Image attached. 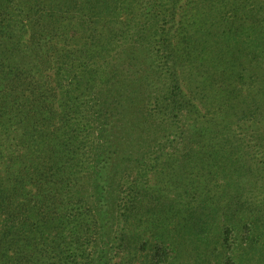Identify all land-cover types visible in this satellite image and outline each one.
I'll use <instances>...</instances> for the list:
<instances>
[{
  "label": "trees",
  "instance_id": "16d2710c",
  "mask_svg": "<svg viewBox=\"0 0 264 264\" xmlns=\"http://www.w3.org/2000/svg\"><path fill=\"white\" fill-rule=\"evenodd\" d=\"M263 1L148 0L145 12L137 21L124 15L119 17L126 5H129L127 0H21L15 6L16 10L5 7L6 4L0 2V42L5 39L2 48L0 43V129L4 136H7L0 144V161L11 162L0 164V173L5 167L7 174L6 177L0 174V191L7 188L16 189L22 183L21 177L29 179L27 183L35 200L28 202V206L36 208L37 211L34 219L19 216L7 202L11 196L0 192V212L13 225H16L17 221L21 224L19 237L10 227L4 230L1 237L4 254L9 255L11 247L19 242L17 256L25 254L28 257L27 262L30 257H35L47 258L48 264H90L95 258V250L91 249L98 244V238L102 236L106 241L111 235V222L108 218L111 215L106 204L97 202L94 207L81 205L80 196L75 195L80 193L79 188L74 187L76 182L73 184L71 180L72 173L75 174V179L83 180L80 175L85 172L88 179V170L91 168L102 172L104 167L100 164H107L110 159L116 161L114 168L117 170L122 161L123 156H113L119 152V148H115L113 154L111 149L105 148L109 145L104 143L107 138L101 134L100 125L104 126L108 122L102 124L99 118L94 117V113L98 114L99 109L93 101H88L92 97L90 93L94 91L91 84L98 86L99 91L102 89L95 80L100 77L98 60L103 51L110 48L109 41H116L120 26L124 28L127 25L126 27L134 32L131 37H135L137 46L159 45L156 57L161 59L162 69L169 73L171 88L165 103L160 105L156 112L160 116L168 115L170 126L181 128L178 139L188 149L185 157L197 172L212 176L211 168L217 167V156L213 154H216L214 152L219 146L215 147L218 136L209 124L224 125L229 117L225 116L223 122L213 118L204 123L206 126L195 125L191 113L192 103L185 98L188 94L183 88L181 69L184 71L187 55L194 53L195 58H200L202 63L196 67L188 66L187 74L195 77L201 64L207 66L220 62L218 59L212 60L216 53L227 46L238 50V46L245 55H236L234 60L247 58L245 60L255 75L250 79L254 78L262 88ZM12 16H36L39 18L40 27L45 31L60 30L66 34L70 33L71 29H76L78 33L83 32L85 42L79 48L49 55L48 60H54V73L46 82H38L29 75L27 69L9 63L18 47L14 44L15 48L13 47L9 56L7 55L6 41L10 40L12 35L7 22ZM51 43H54L52 39ZM227 60L231 61L232 57ZM231 77L232 74L221 71L216 77L218 80L210 85L213 93L219 94L223 89L234 87L230 84L232 81L244 87L248 78L242 72H238L234 80ZM205 89L211 91L206 87L203 88V93ZM113 92H116L114 88L110 93ZM260 95L243 106L240 123H255L256 120L264 119V98L260 100ZM124 101L126 106L131 103ZM112 108L114 109V106ZM137 112L133 108L128 114L133 119ZM96 129L101 138L95 142L92 135ZM225 133L223 145H228L223 151L230 153L228 158L232 169L238 176L242 175L245 172V154L239 149L236 153V149L240 141L245 140L244 134H237L232 130ZM119 134L122 132L117 129L108 139L120 142L122 136L119 137ZM260 135L264 139V133ZM13 140L17 142L19 154L7 160L5 157L9 153L8 145L13 146ZM135 141L134 138V143ZM257 144L259 154L257 151L251 154V150L247 153L249 161L254 160V163L256 156L264 155V140ZM24 155L28 156V160L31 159L30 164L25 166L24 170L10 172L14 166L13 161H22ZM176 159L173 156L169 158ZM168 165L171 169L169 174L174 175L171 174L174 172L173 162ZM46 181L50 184L60 182L65 194L63 201L57 199L56 192L48 196V189L43 186ZM101 185L103 189L107 188L104 182H101ZM36 196L39 197L38 201ZM101 199L108 200L107 197ZM56 211L58 214H55ZM255 211L258 216L263 214L264 217V203L263 208ZM148 221L152 222V219ZM231 229L229 225L225 228L227 235L222 241L223 247L228 249L223 264H247L246 260L237 259L234 249L229 250ZM22 234L27 235L24 240H20ZM116 243L115 241L108 244L109 248L114 247L119 250V255L125 254L128 260L133 261L134 258L129 255V245L116 246ZM133 248L138 254H151L153 264L172 262L174 251L168 239L162 238L161 242L155 244L146 241L143 246L136 244ZM108 255L107 250H102V259L106 260ZM257 261L252 257L250 264H258Z\"/></svg>",
  "mask_w": 264,
  "mask_h": 264
},
{
  "label": "rangeland",
  "instance_id": "374dc122",
  "mask_svg": "<svg viewBox=\"0 0 264 264\" xmlns=\"http://www.w3.org/2000/svg\"><path fill=\"white\" fill-rule=\"evenodd\" d=\"M0 2L6 4L5 7L16 10L15 6L21 0ZM147 2L148 0H127L129 5H126L119 17L124 15L130 20H139L145 12ZM38 20L36 16L10 17L7 27L12 35L6 41V50L9 56L10 51L15 48L14 44L18 45L10 65L27 69L35 80L44 83L54 73V60L49 61L48 56L79 48L84 44L85 36L76 29H71L66 34L60 30L45 31ZM126 26L119 27L116 41H109L110 48L104 50L100 56V77L95 80L102 89L99 91L98 86L91 84L94 91L88 99L99 109L94 117L99 118L102 124L108 122L105 127L100 125L101 134L107 138L104 143L109 145L105 148L111 149V154L115 148H119L121 154L116 152L113 156H123L122 161L117 170L114 168L115 160L110 159L107 164L102 162L100 166L104 170L100 172L97 167L98 170L95 171L93 168L89 169L88 179L86 172L80 175L83 180L75 179V174L72 173L71 182H76L74 187H78L80 191L75 194L80 196V204L94 207L97 202H102L106 204L111 215L108 217L111 222V235L106 241L102 236L98 238V244L91 249L95 250V258L90 264H153L151 254H138L133 247L136 244L143 246L146 241L150 244L159 243L162 238L172 243L174 253L170 264H223L228 249L223 247L222 241L227 235L225 228L228 225L232 228L229 250L234 249L237 259H244L250 264V259L255 257L258 264H264V217L263 214L258 216L255 211L263 208L264 203V155L256 156L255 163L247 157L250 150L251 154L256 151L259 154L257 143L264 140L260 135L264 133V119L256 120L255 123L239 122L244 105L254 101V97L257 98L259 94L260 100H263L264 83L261 88L254 78L250 79L255 75L245 60L247 58L234 60L236 55H245L238 46V50L227 46L216 53L212 60L218 59L220 62L207 66L201 64L195 77L187 74V68L196 67L202 63L201 59H196L194 53L187 55L184 71L181 69L182 83L188 94L185 98L192 103L194 124L199 127L206 126L204 123L213 118L223 122L225 116L229 117L224 125L209 124L218 136L215 147L219 146V149L213 154L217 156V167L211 168L212 176L208 177L206 173L197 172L185 157L188 149L178 139L181 128L170 126L168 115L160 116L156 112L165 103L171 88L169 73L162 69V61L156 57L159 45H135V37H131L134 32ZM51 39L54 43L50 44ZM0 43L2 48L5 39ZM231 57V61L227 60ZM221 71L232 74V80L238 72H242L248 77L244 87L232 81L230 84L234 87L223 89L219 94L214 92L215 95L210 85L218 80L216 77ZM206 87L211 91L205 89L203 93V88ZM113 88L116 92L110 93ZM124 100L131 103L126 106ZM133 108L138 112L132 119L128 112ZM117 129L122 132L119 134V137L122 136L120 142L108 139ZM227 130L244 134L245 140L240 141L236 149V153L239 149L245 154V172L239 176L232 169L228 158L230 153L223 151L228 145H223ZM1 131L0 129V144L7 137ZM94 132L93 140L99 141L101 136L97 129ZM16 144L13 140V146L8 145L9 153L5 159L11 160L18 156ZM172 156L177 159L169 160ZM27 157L23 156L22 161L25 162L13 161L14 166L10 172L24 170L31 161ZM169 162H173L174 172L171 174L174 175L169 174ZM0 164L11 162L4 160ZM0 174L2 177L7 176L5 167ZM21 178L22 183L16 189L7 188L0 192L11 196L7 202L19 216L33 218L37 211L36 208L28 206V202L35 200L34 194L27 183L29 179ZM101 182L107 185L106 189H103ZM43 186L48 189L49 197L56 192L58 200L65 199L59 181L55 184L46 181ZM101 197H107L108 200L104 201ZM36 200L39 197L36 196ZM148 219H152V222ZM7 227L16 236L21 234L20 222L13 225L0 212V264L49 263L47 258L30 257L27 262L28 257L25 254L17 256L19 242L11 247L9 255H5L1 237ZM26 236L22 234L20 240H24ZM115 241L116 246L129 245V255L134 258L133 261L128 260L125 254L119 255V250L114 247L109 248L108 244ZM102 250L109 252L106 260L101 257Z\"/></svg>",
  "mask_w": 264,
  "mask_h": 264
}]
</instances>
